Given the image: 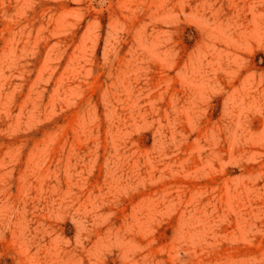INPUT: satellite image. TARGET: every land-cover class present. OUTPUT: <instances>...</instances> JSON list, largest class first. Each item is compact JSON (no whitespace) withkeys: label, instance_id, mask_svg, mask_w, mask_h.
I'll return each mask as SVG.
<instances>
[{"label":"rangeland","instance_id":"rangeland-1","mask_svg":"<svg viewBox=\"0 0 264 264\" xmlns=\"http://www.w3.org/2000/svg\"><path fill=\"white\" fill-rule=\"evenodd\" d=\"M0 264H264V0H0Z\"/></svg>","mask_w":264,"mask_h":264}]
</instances>
